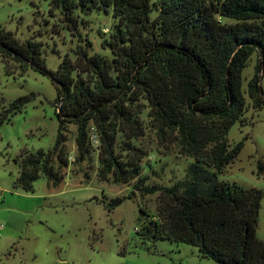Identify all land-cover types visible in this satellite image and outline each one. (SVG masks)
Instances as JSON below:
<instances>
[{"label": "trees", "instance_id": "trees-1", "mask_svg": "<svg viewBox=\"0 0 264 264\" xmlns=\"http://www.w3.org/2000/svg\"><path fill=\"white\" fill-rule=\"evenodd\" d=\"M53 9L72 30L78 28L77 11L112 9L116 23L105 40L112 57L82 49L76 60L65 56L51 71L41 41H20L0 26V55L47 74L60 103L56 140L48 150L22 154L16 186L32 191L40 175L59 184L69 162L66 126L77 125L78 163L90 154L92 122L99 179L127 183L136 177L135 187L145 193L160 189L156 216L136 229L141 238L187 242L216 264H264V240L256 235L262 189L218 179L243 146L240 141L229 147L227 132L246 110L242 70L254 52L247 91L255 108L264 104L259 84L264 0H50ZM34 95L14 98L4 114L19 112ZM139 96L150 105L160 131L176 133L180 150L194 159L187 177L174 185L147 186L140 176L145 152L132 138L142 126L131 109ZM4 114L0 122L8 117ZM117 130L125 134L119 153ZM262 167L259 163V171ZM123 198L112 199L108 210Z\"/></svg>", "mask_w": 264, "mask_h": 264}, {"label": "rangeland", "instance_id": "rangeland-1", "mask_svg": "<svg viewBox=\"0 0 264 264\" xmlns=\"http://www.w3.org/2000/svg\"><path fill=\"white\" fill-rule=\"evenodd\" d=\"M76 13L78 28L72 30L60 10L50 11V0H0L1 29L12 31L20 41L31 37L41 41L51 71L57 70L65 56L76 60L82 49L112 57L105 45L116 23L112 9ZM256 61L254 52L242 70L246 110L227 132L229 147L240 141L243 146L218 179L262 189L256 235L264 240V104L255 108L247 91ZM259 84L264 97V67ZM30 92L34 98L19 112L4 114L14 98ZM56 94L47 74L25 69L12 57L0 55V117L8 116L0 122V264H216L187 242L139 236L136 229L157 214L160 189L145 193L135 187L136 177L127 183L113 182L111 177L99 179V140L92 122L90 154L78 163L74 161L77 125L66 126L69 162L61 169L64 174L59 184L40 175L32 191L16 186L22 154L48 150L56 140L59 122L55 112L60 104ZM131 109L142 126L132 142L145 152L140 160L144 185L165 187L182 181L194 159L180 150L176 133L160 131L143 97ZM124 137L117 130L118 153ZM120 196H124L121 203L108 210L111 200Z\"/></svg>", "mask_w": 264, "mask_h": 264}, {"label": "built area", "instance_id": "built-area-1", "mask_svg": "<svg viewBox=\"0 0 264 264\" xmlns=\"http://www.w3.org/2000/svg\"><path fill=\"white\" fill-rule=\"evenodd\" d=\"M1 226V225H0Z\"/></svg>", "mask_w": 264, "mask_h": 264}]
</instances>
